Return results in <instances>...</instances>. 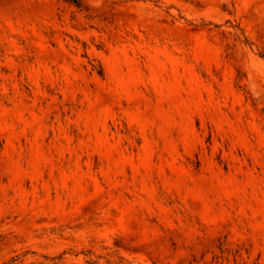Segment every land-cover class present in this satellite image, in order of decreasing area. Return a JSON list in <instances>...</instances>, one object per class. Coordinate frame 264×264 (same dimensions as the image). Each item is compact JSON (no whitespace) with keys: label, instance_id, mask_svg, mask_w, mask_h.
<instances>
[{"label":"rangeland","instance_id":"rangeland-1","mask_svg":"<svg viewBox=\"0 0 264 264\" xmlns=\"http://www.w3.org/2000/svg\"><path fill=\"white\" fill-rule=\"evenodd\" d=\"M0 264H264V0H0Z\"/></svg>","mask_w":264,"mask_h":264}]
</instances>
